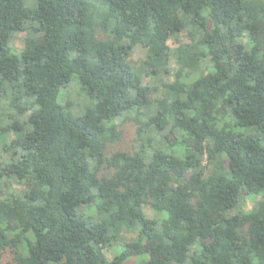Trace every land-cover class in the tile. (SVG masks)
<instances>
[{
    "label": "trees",
    "instance_id": "obj_1",
    "mask_svg": "<svg viewBox=\"0 0 264 264\" xmlns=\"http://www.w3.org/2000/svg\"><path fill=\"white\" fill-rule=\"evenodd\" d=\"M143 254L264 264V0H0V264Z\"/></svg>",
    "mask_w": 264,
    "mask_h": 264
},
{
    "label": "rangeland",
    "instance_id": "obj_2",
    "mask_svg": "<svg viewBox=\"0 0 264 264\" xmlns=\"http://www.w3.org/2000/svg\"><path fill=\"white\" fill-rule=\"evenodd\" d=\"M24 35H25V33L22 32L19 34L18 38L15 39L14 43L16 46H18V47L23 46V36ZM182 41L187 42L188 39L183 38ZM169 44L172 47H176L179 45V43L173 42V40H170ZM145 53H146V50L143 47H137L135 49V52L133 54V61L137 67H141V64H142L141 59L145 57ZM74 80H76L75 77L72 78L71 82L69 83V86L70 85H72V86L70 88H67V90L64 92V94L62 96L63 104H66V100H64V98L67 96H71V99H74L75 101H76V99H79V97H80L79 93H78V89H79L78 85H77V83H74L75 82ZM149 80H151V77L146 76L145 81H149ZM64 90H65V88L62 89V92ZM122 129H123V137L121 138V140L119 142H116V143L110 145L109 151L117 150V149H126L128 147H131L133 138L135 136V127L131 122H126L123 124ZM245 195L246 196H244V202L241 204V207L246 209V210L253 209L254 206L256 205V203L261 199V195H252V196L250 195V196H248L246 193H245ZM145 211H146V214L148 216H151V217L157 216L150 208H148V206H145ZM92 213L93 212H90V211H84V214L86 216H91ZM136 235H137L136 232L135 233L131 232V233L125 234L124 238H130V237L134 238ZM110 247H112V248L107 250L108 257H112L113 253L117 254L124 246L121 245L120 243H114ZM4 258L9 259L10 254L6 253L4 255ZM148 258H149L148 254H143L140 256H134V257L129 258L127 260L126 264H144L147 262Z\"/></svg>",
    "mask_w": 264,
    "mask_h": 264
}]
</instances>
